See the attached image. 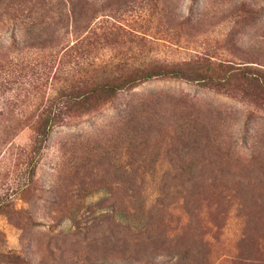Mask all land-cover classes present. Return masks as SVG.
I'll return each mask as SVG.
<instances>
[{"label": "rangeland", "instance_id": "1", "mask_svg": "<svg viewBox=\"0 0 264 264\" xmlns=\"http://www.w3.org/2000/svg\"><path fill=\"white\" fill-rule=\"evenodd\" d=\"M97 4L100 70L199 78L84 105L33 153L31 122L68 86L43 72L61 46H30L3 15L0 264H264V86L250 77L264 71V0Z\"/></svg>", "mask_w": 264, "mask_h": 264}, {"label": "trees", "instance_id": "2", "mask_svg": "<svg viewBox=\"0 0 264 264\" xmlns=\"http://www.w3.org/2000/svg\"><path fill=\"white\" fill-rule=\"evenodd\" d=\"M103 7L105 5H98L97 0H0V19L7 15L11 20H18L30 46H61L60 54L56 52L52 55L44 65L43 72L45 77L50 76L51 71L59 77L66 76L63 83L68 86L60 93L64 100L43 108L41 115L31 122L35 133L31 149L33 153L39 151L54 126L84 105L89 109L115 95L118 90L131 88L153 77L199 78L201 67L185 71L178 64L169 63L160 64L157 69L144 66L130 72H120L119 67L123 62L119 61L113 63L114 72L100 70L102 63L90 55L93 45L90 38L94 33L93 19ZM246 73L240 71L237 74L243 76ZM250 77L254 81H261L264 86V71L250 74ZM31 81L34 82L33 79ZM31 85L35 87L34 83Z\"/></svg>", "mask_w": 264, "mask_h": 264}]
</instances>
